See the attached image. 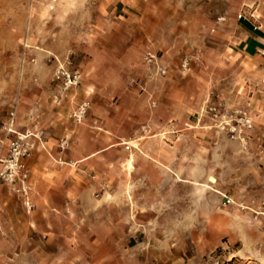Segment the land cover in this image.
<instances>
[{
	"label": "rangeland",
	"instance_id": "1",
	"mask_svg": "<svg viewBox=\"0 0 264 264\" xmlns=\"http://www.w3.org/2000/svg\"><path fill=\"white\" fill-rule=\"evenodd\" d=\"M244 17L262 26L264 0H0V191L22 188L20 164L35 191L34 154L71 167L73 146L87 154L97 134L110 161L75 167L127 191L126 217L134 205L150 213L145 246L179 264H248L232 257L246 235L264 255V83L244 57ZM218 105L248 111L254 128L221 131ZM18 137L27 154L16 160Z\"/></svg>",
	"mask_w": 264,
	"mask_h": 264
},
{
	"label": "crops",
	"instance_id": "2",
	"mask_svg": "<svg viewBox=\"0 0 264 264\" xmlns=\"http://www.w3.org/2000/svg\"><path fill=\"white\" fill-rule=\"evenodd\" d=\"M239 23L246 40L244 57L250 65L257 61V76L263 84L264 24L258 26L247 17ZM258 110L260 122L264 109ZM262 128H257L259 135ZM90 136L93 143L87 154L76 155L74 146V153L69 152L71 167L60 168L54 163L57 159L52 161L41 152L32 156L31 212L18 194L0 191V264H179L168 247L160 251L158 242L151 241L155 246L148 248L138 240L137 230L156 227L157 221L135 205L126 217L127 191H111L101 174L86 176L75 167L90 166L96 157L110 161L107 150L113 145L105 137ZM239 239L243 248L232 257L264 264V255L253 252L248 237ZM194 262V257L184 256V264Z\"/></svg>",
	"mask_w": 264,
	"mask_h": 264
},
{
	"label": "built area",
	"instance_id": "3",
	"mask_svg": "<svg viewBox=\"0 0 264 264\" xmlns=\"http://www.w3.org/2000/svg\"><path fill=\"white\" fill-rule=\"evenodd\" d=\"M241 17V16H240ZM150 62H153L154 59H156V56L149 53L148 57ZM163 71V70H161ZM58 78H63L66 80V85L68 84H74L77 82L78 76L71 75L66 71H58ZM220 106H213L211 107V115L212 119L215 121V125L221 130L225 131L228 134L232 136V138H241V136L247 132L251 131L254 128L253 119L250 116L248 111H234V113L230 114H223L220 111ZM82 111H80L81 114ZM14 120H15V113H12V118L10 123L7 125V134L15 132L14 130ZM21 137H18V139L11 141V149L13 151V156L16 160L19 159L20 156H23L27 154L26 149H22V146L20 144ZM62 146H65V142L62 143ZM130 146L127 145V149H129ZM19 170L22 171V188L13 191L16 194H18L23 200L24 204L27 207L28 210L33 209V205L31 203V195L30 191L28 190V186L26 185L25 179L28 177L27 172L25 171V165L20 164L18 166ZM13 181V180H11ZM229 202V201H228Z\"/></svg>",
	"mask_w": 264,
	"mask_h": 264
}]
</instances>
